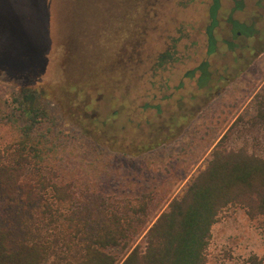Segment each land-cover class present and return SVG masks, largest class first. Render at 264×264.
I'll list each match as a JSON object with an SVG mask.
<instances>
[{"label":"rangeland","instance_id":"1","mask_svg":"<svg viewBox=\"0 0 264 264\" xmlns=\"http://www.w3.org/2000/svg\"><path fill=\"white\" fill-rule=\"evenodd\" d=\"M212 3L0 0V106L13 107L19 90L39 93L56 121L52 125L41 119L39 130L48 142L39 146L48 151L43 160H32L26 172L44 174L72 196L61 203L47 188L44 200L26 205L16 198L0 209V225L13 228L27 243L49 245L43 264L81 256L78 219L88 221L91 233L98 209L131 207L129 214L124 212L133 223L126 238L105 249L119 264L135 246L145 251L148 228L204 170L215 144L264 157V119L258 113L264 110V0H218V47L208 55L205 25ZM232 21L251 27L254 36L232 39ZM225 42L236 44L233 52ZM246 43L254 51L235 61ZM167 51L163 67L154 68ZM204 60L212 73L205 100L206 88L185 77ZM233 64L242 70H234ZM233 72L239 74L231 78ZM223 73L231 79L219 80ZM83 97L87 109L77 99ZM143 100L161 105V114L141 109ZM179 113L189 118L177 127L181 120L173 115ZM145 119L164 121L176 131L156 148L136 154L129 149L144 145L151 127ZM156 129L161 138L167 133ZM18 136L14 128L0 127V147ZM46 203L52 210L47 211ZM252 214L239 203L219 212L204 264H247L252 254L264 263V212L253 209Z\"/></svg>","mask_w":264,"mask_h":264},{"label":"trees","instance_id":"2","mask_svg":"<svg viewBox=\"0 0 264 264\" xmlns=\"http://www.w3.org/2000/svg\"><path fill=\"white\" fill-rule=\"evenodd\" d=\"M218 8V0H213L205 25L208 55L214 53L218 47V38L215 32L219 21ZM253 33L251 27L232 21V39H237L240 36L248 38L254 36ZM225 43L227 48L233 52L236 44ZM253 51L254 47L246 43L241 46L239 52L235 53V61H241ZM243 53H245L244 56H242ZM169 56V51L163 53L157 59L154 68L163 67ZM209 67V62L204 60L197 67L185 72V77L191 80L195 79L196 85L200 89L206 88V91L203 92L204 100L210 98L212 90V87L208 86L212 74ZM232 68L239 72L242 70H239L234 64ZM196 72H199L197 77L195 76ZM239 72H233L231 78ZM225 73L219 75V80L231 79L224 77ZM181 86H183V82L180 83L179 87ZM74 90L76 87H73V92ZM64 91L72 92L68 89ZM14 96L13 107L4 103L0 106V127L8 125L16 129L19 134L16 141L0 147V209L16 198L26 205L44 200L43 193L47 188L53 192L51 197L59 202L70 201L72 198L70 192L54 183L52 179L41 173L26 172L27 166L31 165L32 160H43L46 151H48V149L39 146L42 143L45 146L48 142V139L45 140L47 135L39 130L41 119L50 120L52 125H55V115L52 112V117L49 116L48 109L40 101L37 91L23 89ZM196 97L197 95L194 94L192 99ZM164 98L166 97L163 96L160 99ZM77 99H80L79 104L84 108L87 103L92 102L89 94L87 97L89 102L85 97ZM140 105L143 110L153 108L158 114H161L162 108L159 104H151L143 100ZM116 113L117 111L114 114ZM258 113L264 119V110L259 108ZM173 116L175 119L181 120L177 127H180L189 118L187 114L182 113ZM92 119L105 125L100 117L94 116ZM143 122L151 127L149 134L145 136L144 140L142 139L144 145L141 148L130 145L131 149L129 150L136 154L156 148L159 143L166 141L176 131L165 127L162 124L164 121L161 124H154L152 120L145 119ZM157 127L167 130L163 138H161L160 131H157ZM48 130L50 129L48 128ZM229 203L244 205L251 216L253 209L256 212H264V157L250 154L243 148L227 150L217 143L204 170L188 184L182 196L174 197L171 200L167 209L162 211L148 228L145 251L135 246L119 264H204V250L210 236V228L217 220L219 212ZM45 205L47 211L52 210L51 205L47 203ZM144 205V203L140 205V210L144 209ZM130 209L131 207L126 210L123 208L107 211L98 209L93 213L95 229L91 233L87 229L88 221L78 219L75 229L83 233L79 246L81 256L69 259L64 264H116L115 256L105 249L120 244L126 238L127 230L133 226V223L129 219L125 220L124 212L129 214ZM83 216L86 215L83 214ZM70 219L72 220V218ZM78 224L80 225L78 226ZM49 250L47 243L40 241L27 243L13 228L0 225V264H43ZM247 264L264 263L261 258L252 254L247 258Z\"/></svg>","mask_w":264,"mask_h":264},{"label":"flooded vegetation","instance_id":"3","mask_svg":"<svg viewBox=\"0 0 264 264\" xmlns=\"http://www.w3.org/2000/svg\"><path fill=\"white\" fill-rule=\"evenodd\" d=\"M259 3H260V1H258ZM263 6V8H264V5H262Z\"/></svg>","mask_w":264,"mask_h":264}]
</instances>
